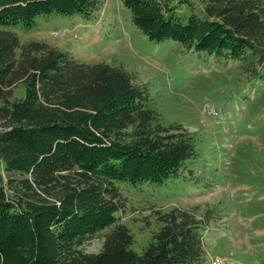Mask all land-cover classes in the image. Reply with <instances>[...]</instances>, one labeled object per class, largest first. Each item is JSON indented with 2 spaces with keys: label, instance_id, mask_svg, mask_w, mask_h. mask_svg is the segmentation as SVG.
I'll return each mask as SVG.
<instances>
[{
  "label": "trees",
  "instance_id": "obj_1",
  "mask_svg": "<svg viewBox=\"0 0 264 264\" xmlns=\"http://www.w3.org/2000/svg\"><path fill=\"white\" fill-rule=\"evenodd\" d=\"M101 1L0 0V161L21 178L9 198L0 173V264H204L207 223L195 211L159 215L141 252L115 216L123 207L116 183L175 177L197 155L193 135L161 124L146 88L121 65L84 64L42 42L21 45L8 29L29 31L39 16L87 19ZM211 1L217 20L164 15L159 0H121L149 41L263 64L261 0ZM19 81L24 97L8 101L4 89ZM105 229L101 250L83 253L81 245Z\"/></svg>",
  "mask_w": 264,
  "mask_h": 264
},
{
  "label": "rangeland",
  "instance_id": "obj_2",
  "mask_svg": "<svg viewBox=\"0 0 264 264\" xmlns=\"http://www.w3.org/2000/svg\"><path fill=\"white\" fill-rule=\"evenodd\" d=\"M212 4L159 0L158 6L164 15L217 20L207 11ZM131 17L121 0H102L87 19L39 16L29 31L8 29L21 45L42 42L84 64L121 65L146 88L161 124L180 125L193 135L197 155L175 177L159 185L116 183L123 207L115 216L133 235L134 251L151 241L159 215L190 209L207 223L204 264H264V63L260 57L244 63L174 41H149ZM8 89V101L25 95L21 81ZM5 124L0 115V132ZM0 173L10 198L21 178L8 174L1 161ZM110 229L86 240L82 252L97 254Z\"/></svg>",
  "mask_w": 264,
  "mask_h": 264
}]
</instances>
